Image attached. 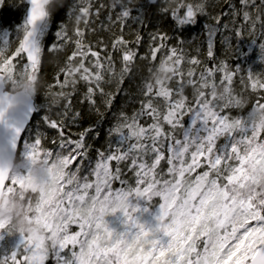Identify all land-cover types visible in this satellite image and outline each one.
I'll use <instances>...</instances> for the list:
<instances>
[{
	"label": "snow or ice",
	"instance_id": "snow-or-ice-1",
	"mask_svg": "<svg viewBox=\"0 0 264 264\" xmlns=\"http://www.w3.org/2000/svg\"><path fill=\"white\" fill-rule=\"evenodd\" d=\"M23 2L29 5L23 24L17 25L14 33L0 28V124L13 130V149L24 129L7 114L5 101L11 106L13 97L4 91V85L40 77L44 37L53 9L64 8L54 0ZM5 3L0 0V7ZM131 3L113 0L110 8L120 10L115 17L109 12L107 20L121 24L135 20L145 25L144 6L130 7ZM206 3L164 0L157 7L160 14H170L182 30L195 26L199 16L208 15ZM148 4L157 5V0H148ZM104 8L94 0H74L67 11L68 18L75 21L73 33L70 35L62 22L58 24L48 51L59 52L69 46L72 51L60 69L63 80L55 78L61 90L52 92L49 84L48 95L52 103L57 97L66 101L63 119L44 115L43 122L56 130V136L36 131L24 144L29 162L40 160L50 169L59 165L70 174L67 179L62 174L52 176L57 187L39 193L36 200L38 222L55 233L56 242L25 236L14 251L0 256V264H47L49 260L54 264H264V121H257L250 111L231 114L232 109L242 110L251 100L252 112L264 110V79L249 70L247 78L241 76L239 81L251 92L237 93L233 78L240 67L216 63L214 51L215 37L221 28L228 30L229 24L237 35L244 25L252 33L259 24L264 37V0H239L238 4L227 0V11L213 17V24L203 25L206 56L212 66L199 58L200 48L191 55L182 39L169 48L167 33L152 34L149 55L144 59L156 61L157 54L165 50L158 67L149 71L152 76L165 73L166 78L145 83L139 109L131 116L121 112L116 125L108 130L109 137H116L115 145L110 140L106 149H95L93 159L88 138H98L99 133L89 126L73 138L65 120L74 125L80 113L71 112L72 92L64 89L71 87L74 92L77 81H83L87 85L83 100L99 114L97 95L108 108L115 98L103 85L115 81L119 87L137 59L136 49L129 47L123 35L110 46L119 54V69L108 45L102 40L96 44L87 41V33L96 31L95 21ZM222 17L229 23L221 25ZM238 18L243 24L236 22ZM141 39L137 35L136 43ZM252 42L257 43L255 39ZM259 48L264 51V42ZM238 51L236 48L235 54ZM187 88H191V98L185 93ZM158 99L163 101V111ZM33 111L29 101L25 119ZM185 117L190 118L187 127ZM222 139L224 143H220ZM10 159L0 150V195L23 189L31 179L27 174L10 175ZM117 183L119 187H114ZM155 197L162 200L160 213L157 224L148 226L136 214L141 211V200ZM113 213L126 218L123 230L106 222ZM73 225L78 230H73ZM4 230L0 223V233Z\"/></svg>",
	"mask_w": 264,
	"mask_h": 264
},
{
	"label": "trees",
	"instance_id": "trees-1",
	"mask_svg": "<svg viewBox=\"0 0 264 264\" xmlns=\"http://www.w3.org/2000/svg\"><path fill=\"white\" fill-rule=\"evenodd\" d=\"M199 0H193V2H198ZM214 1V2H213ZM237 0H233V2L236 3ZM74 2V0H67V3L65 4L63 9L58 10L52 19L51 25L47 30V33L44 37V43L46 45V49L44 52V55L42 57V65H41V74L40 77L44 83V87L41 88L40 94L35 98L34 105L36 108L35 115L33 118V121L28 128L24 138L28 137L30 130L37 124L38 119L40 116L48 115L52 119H57L58 117H63L61 114L64 112V107L66 104L65 100H60L58 104H51V97L48 95L49 88L48 85L51 84L52 92H58L61 89L59 86L55 83V78L57 76H60V79L63 80V75L60 73V69L64 66L65 61L69 55H71L72 47H67L59 52H50L47 49V45L52 42L54 39V32L58 26L59 23H63L69 34L74 31L75 28V21L74 19H68L67 11L69 6ZM113 0H94V3H103L105 5L104 10L102 11L101 16L99 19L96 20L99 24H101L103 28V33L101 36H99V40H102L105 45L109 46V52L114 56V58L117 61L116 67L119 69L121 67L119 63V54L117 52H112L111 50V44L113 40L116 37H119L123 35L124 39L129 42V47H133L137 51V59L135 63L132 66L131 72L124 78L123 83L117 86L116 82L113 81L110 83V85L105 84L104 89L108 93L114 94V100L112 102L111 108L106 107L105 109V101L97 95L96 97V108L99 109V114L96 112L95 108H93L88 101L83 100V95L86 91L87 85L83 82L78 80L76 84L75 91L73 92L71 87H66L64 91L66 92H72L71 95V112H79L80 113V119H78L76 124H71L68 120H65V123L69 124V130L73 134V138H75V135L82 130L88 128L89 126H92L95 128L96 132L99 133L98 138L94 135H90L88 138V142L92 144L93 149L90 152V155L93 159L96 158V151L95 149H106L109 141L111 140L113 142V145H115L116 137L112 136L109 137V129L113 128L115 124V120L111 117V114L113 112H117L120 106L122 105L123 98H126V95L131 92L132 87L134 85H140L141 83L139 80H142L143 85L147 82H152V72L149 71V69H153L155 67H158L160 58L164 54L165 50H162L161 53L157 54V60L151 61L150 59H144L140 60V57H146L149 54H146V48L148 47L150 49L151 45V35L154 33H167L169 40L167 41L168 47H172L178 44V40L182 39L185 41L186 39L182 37L181 29H178L174 20L171 18L170 14L165 15V22L159 26L157 29H153L152 22L155 21L156 18V7H152L148 4V0H132V3L130 4V7H139L143 5V11L146 15L147 23L145 25L138 24L135 20H129L124 24L118 23V22H110L107 20V15L109 12L115 17L116 13L120 10L119 7L116 9H111L110 5L112 4ZM125 3H128V0H124ZM187 2H190L187 0ZM10 3V2H9ZM226 3L219 2L216 3L215 0H212V2H208L206 4V12L208 15H201L198 17V25H204V24H213L214 19L213 17L220 15L221 12L225 11L226 9ZM25 11H23L24 14ZM133 15H136L135 12H133ZM208 19V20H206ZM20 16L18 14V11L14 10V12H11L7 10L6 8L0 9V28L2 29H12V27H15L17 25L23 24V22L20 23ZM24 21V20H23ZM106 21V22H105ZM130 22V24L128 23ZM133 25V27H131ZM1 29V30H2ZM197 29L191 30L190 32H196ZM260 29L257 28L256 30V37H258L260 34ZM137 35L141 36V41L137 44L136 38ZM11 40L13 39V36L10 37ZM87 41H91V32L87 33ZM206 33L205 31L202 33V36L197 39L199 48L202 52L201 59H206ZM222 40V35L220 33L217 34L215 37V44H214V51L215 53L218 52L219 43ZM97 41V40H96ZM257 43H253L252 40L249 39L250 45H258L259 41L256 40ZM146 45V46H145ZM145 46V47H144ZM185 47V45H183ZM146 55V56H145ZM242 55V54H241ZM146 62V66H143V62ZM15 63V61H14ZM246 65L244 64L241 66L239 73H241L243 70L246 69ZM233 67V66H230ZM202 68V67H201ZM19 68H17L18 70ZM247 78V77H245ZM233 83V88L237 93H243L245 95H248L251 90L250 88L245 91L243 89V86L240 84L239 77L235 76ZM113 86L115 87V90H113ZM185 93L189 95L191 98V88H187L185 90ZM142 91L139 93V95L135 98L136 101H140ZM264 94V93H262ZM252 96H255V93L251 94ZM251 98V97H250ZM103 103V104H102ZM254 103V100H251V104ZM250 104V106H251ZM103 105V107H101ZM140 105L132 106V108L129 106L127 108H124L122 110L123 113L127 114L128 116H131L135 111L139 109ZM44 108H47L45 110ZM48 108H52L53 111L48 110ZM58 110L59 113L56 114V111ZM134 110V111H133ZM162 111L164 109H161ZM248 107H245L244 109H232L231 114L232 115H245L246 111H248ZM61 112V113H60ZM71 112L69 113V116H71ZM120 111L118 114V117L120 116ZM43 122V121H42ZM144 120H141V123H144ZM44 123V122H43ZM184 123L186 125V121L184 120ZM44 126L47 127V125L44 123ZM168 126L165 125V128ZM48 128V127H47ZM50 129V128H48ZM53 130V129H50ZM56 131V130H55ZM131 175V174H129ZM114 187H119V184H115ZM159 206V198L155 197L152 201H140V208L141 211L137 212L138 218L143 223H147L151 218H153V222L149 226H155L157 224L156 217L158 215L157 208ZM147 209V211H144V209ZM119 216L117 215L116 218ZM122 218L125 219V217L122 215ZM121 219V220H124ZM125 221V220H124ZM5 231V230H4ZM7 235V234H6ZM22 241V240H20ZM19 241V242H20ZM18 242V243H19ZM8 244H11L10 241L6 240L4 242V245L7 246ZM4 246V247H5ZM47 264H52L51 261H48Z\"/></svg>",
	"mask_w": 264,
	"mask_h": 264
},
{
	"label": "rangeland",
	"instance_id": "rangeland-1",
	"mask_svg": "<svg viewBox=\"0 0 264 264\" xmlns=\"http://www.w3.org/2000/svg\"><path fill=\"white\" fill-rule=\"evenodd\" d=\"M188 1L193 2V0H188ZM209 1L212 2V0H207V3ZM221 1L226 3L227 0H215L216 3H219ZM198 2H200V0ZM8 3L10 4V7L12 6V8L14 10L18 11V14L20 16V20H19L20 23L23 22V20L26 17V10H27V6L23 2V0H6V3H5L4 7H6V5ZM163 3H164V0H160L158 6H162ZM236 3L238 4L239 0H237ZM4 7H0V9H2ZM23 11H25L24 14H23ZM225 11H227V4H226ZM156 16L158 18H156L155 21L152 22L153 29L159 28V26L165 22L164 21L165 20V15L160 14L158 12V8H157V11H156ZM206 20H208V19H206ZM236 22L238 24H243V21L240 18H238ZM128 23L130 24V22H128ZM226 23H229L228 19L226 17H222L221 18V25L226 24ZM94 27H95L96 31L94 33L91 32L92 44H96V42H97L96 40H99L98 37L101 36L102 33H103V28H102L101 24H99L98 22L95 21ZM131 27H133V25H131ZM12 28H13V33H14V29L16 28V26L12 27ZM257 28H259V24L257 25ZM190 29L191 30L197 29V31L196 32H190ZM261 31L262 30L260 29V32H259L260 35L258 37H256L255 36L256 35V31L250 33L248 28H247V25H244V27L240 30V34L239 35H237L236 32L234 30H232V25L231 24H229V29L228 30H225V29L221 28V31L219 33H220V35H222V40L219 43L218 52L215 53V62L216 63L226 62V63H228L229 66H233V67L239 66L240 68H241L242 65L247 64L246 65V69L243 70L241 73L238 72L236 76H238L239 78L241 76L247 77L248 73H249V70H250L254 76L259 77L261 79H264V62L260 61L259 44L252 46L248 42L249 39H250V41L253 40V39L258 40L259 43L264 42V37L261 36ZM181 32H182V37H184L186 39L184 41L185 42L184 43L185 49L191 55H196V49L199 48V44H198L197 39L199 37H201L202 33L204 32L203 26L202 25H198V23L195 26H185L181 30ZM72 33L73 32H71L70 35ZM225 38H228V39H225ZM13 39H15V35L14 34H13ZM229 41H230L231 46H229ZM69 47H71V46H69ZM236 48H238L239 51L235 54V49ZM146 54H149V48L148 47L146 48ZM202 55L203 54L200 51V57H199L200 59H201ZM140 60H144V57H140ZM201 60H203L206 64H208V66H212L213 62L209 61L207 57H206V59H201ZM143 66L144 67L146 66V62L145 61L143 62ZM20 67H21L20 65L17 66V68H19L18 70H20ZM184 67L187 70L188 65H185ZM201 67H203V65ZM155 68H153L152 70L154 71ZM199 70H200V68L197 69V72ZM151 76H152V74H151ZM218 79H219V74L217 76V80ZM136 81H139L141 84L137 85V86L134 85L132 87L131 92H129L130 95L127 94L126 98H123L122 105L120 106L118 111L117 112H113L111 114V117L113 119L117 118L115 120V124L117 123V120L119 118L118 117L119 111L122 112V110L124 108H127L129 106L132 108L133 105L134 106L140 105L139 102L135 100V98L142 91V89L144 88V85H143L141 79L136 80ZM106 84L110 85V83H106ZM104 85H103V87H104ZM172 86L175 87V84L173 83ZM113 90H115L114 86H113ZM140 98L143 99L142 94H141ZM50 103L53 104L52 102H50ZM157 103H159L160 106H161V109H163V101L158 99ZM250 104L245 106V107H248V109H249L248 111H246L245 115L249 111H251L252 104H251V106H250ZM101 107H103V105ZM106 107L107 106L105 104V109H106ZM44 109L47 110V108H44ZM48 110L53 111L52 108H48ZM57 113H59L58 110L56 111V114ZM57 119H63V117H58ZM184 120L186 121V125L185 126L186 127L189 126L190 125V118L189 117H185ZM42 121H43V117L40 116L39 119H38L37 124L30 130V133H29L28 137L23 138V140L21 142V145H20L19 153L17 155V157H19L20 159H24L25 158L26 149L24 148V144L30 139V137L32 135H35L36 131H40V132L46 134V136H48V137H55L56 136V134H57L56 131L55 130H50L47 127H45L44 123ZM220 143H224V140L222 139L220 141ZM46 146L49 147V148L53 147V145L51 143H47ZM104 149H101V150H104ZM74 166L75 165H73V167ZM157 198H159V197H157ZM161 203H162V200H161V198H159V206L157 208L158 215L160 213V205H161ZM117 215L119 216L118 218H116ZM122 215H123L122 213H116V214L107 216L105 219H106V222L110 225V227L115 228L117 230H123V228L125 227L124 220L126 218L125 219L122 218ZM121 219H124V220H121ZM152 222H153V218H151L146 224L149 226ZM73 230H78V228L75 225H73ZM0 235L3 236V239H0V256H4V255H7V254H10L12 251H14L21 244L20 240L23 239V237H20L18 234L13 235V234L8 233L6 230L3 231L2 233H0ZM6 240L10 241L11 244H8L7 246H5L4 242H6ZM49 261H51L52 264H54V262L52 260H49Z\"/></svg>",
	"mask_w": 264,
	"mask_h": 264
},
{
	"label": "clouds",
	"instance_id": "clouds-1",
	"mask_svg": "<svg viewBox=\"0 0 264 264\" xmlns=\"http://www.w3.org/2000/svg\"><path fill=\"white\" fill-rule=\"evenodd\" d=\"M54 2L64 7L67 0H54ZM58 10V8L53 9V15ZM260 61L264 62V51L261 50ZM157 77L165 79L166 74L155 72L152 79L155 80ZM42 87H44V83L41 77L36 79H18L14 86L5 83L4 91L13 97L11 106H8L7 101H5L4 107L7 109V114L11 116L13 113L25 110L29 101L34 103ZM59 102V97H57L56 102L53 104H58ZM250 113L257 121H264V110L256 109L254 112L250 111ZM0 150L6 156L8 155L7 145L0 146ZM7 167L10 175L27 174L31 179L26 182L23 189H17L11 194L0 195V223L5 225V230L10 234L36 239L44 238L50 243H55V233H49L45 224L38 222L36 200L39 193L47 192L57 187L51 179L52 176L58 177L62 174L67 179L70 175L69 172L59 165L55 169H50V166L45 165L40 160L29 162L26 158L20 159L19 157L11 158Z\"/></svg>",
	"mask_w": 264,
	"mask_h": 264
},
{
	"label": "water",
	"instance_id": "water-1",
	"mask_svg": "<svg viewBox=\"0 0 264 264\" xmlns=\"http://www.w3.org/2000/svg\"><path fill=\"white\" fill-rule=\"evenodd\" d=\"M159 2H160V0H157V5H150V6L157 7ZM26 6H27V9H28L29 5L26 4ZM26 16H27V10H26ZM33 107H34V109L36 111L34 103H33ZM35 111H33L27 117V119H25V115H24V113L26 112V109L11 114L12 119L17 122V126H20V124L22 123L23 124V129H24L20 139L17 141V148L16 149H13L11 147V143H10V141L12 140V137L14 136L13 130L8 128V127H6L4 124H0V146L7 145L8 150H9L8 155H10L11 158H16L17 157L19 149H20L21 142H22V140H23V138H24V136L26 134L27 129L30 127V125H31V123L33 121V118H34V115H35Z\"/></svg>",
	"mask_w": 264,
	"mask_h": 264
},
{
	"label": "bare ground",
	"instance_id": "bare-ground-1",
	"mask_svg": "<svg viewBox=\"0 0 264 264\" xmlns=\"http://www.w3.org/2000/svg\"><path fill=\"white\" fill-rule=\"evenodd\" d=\"M4 8H6L7 10H9L11 12H14V9L12 8V6L10 7V4L9 3Z\"/></svg>",
	"mask_w": 264,
	"mask_h": 264
}]
</instances>
